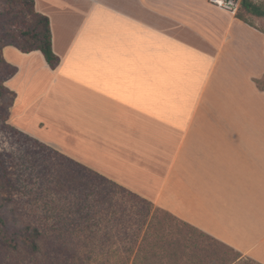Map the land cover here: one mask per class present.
<instances>
[{
    "label": "crops",
    "instance_id": "0c3cea01",
    "mask_svg": "<svg viewBox=\"0 0 264 264\" xmlns=\"http://www.w3.org/2000/svg\"><path fill=\"white\" fill-rule=\"evenodd\" d=\"M3 49L15 127L264 264V19L210 0H35Z\"/></svg>",
    "mask_w": 264,
    "mask_h": 264
},
{
    "label": "trees",
    "instance_id": "16d2710c",
    "mask_svg": "<svg viewBox=\"0 0 264 264\" xmlns=\"http://www.w3.org/2000/svg\"><path fill=\"white\" fill-rule=\"evenodd\" d=\"M4 1L8 13L16 17L12 27L18 36L10 44L1 41V51L8 46L26 54L40 51L56 69L60 58L53 50L49 18L37 12L35 0ZM245 13L264 19V4L240 1L237 18L253 26ZM1 58L0 62L11 70L8 80L17 70ZM6 96L13 97L11 108L16 94L1 83L0 98ZM28 139L38 149L34 148L32 160L26 165L34 174L31 180L40 182L41 193L58 197L46 202L48 212H58L61 220L52 230L58 234H53L48 243V264H234L240 259L241 254L209 234L61 152L32 137ZM11 158V154L0 152V168L10 169L7 163ZM46 219L51 220V214ZM50 226L21 231L33 252L41 249L40 240Z\"/></svg>",
    "mask_w": 264,
    "mask_h": 264
},
{
    "label": "rangeland",
    "instance_id": "374dc122",
    "mask_svg": "<svg viewBox=\"0 0 264 264\" xmlns=\"http://www.w3.org/2000/svg\"><path fill=\"white\" fill-rule=\"evenodd\" d=\"M255 1L264 4V0ZM7 9L5 1L0 0V59L3 57L1 41L10 44L18 36L17 30L12 27L16 17L10 15ZM244 15L253 23L252 15L246 13ZM27 20L30 19L27 18ZM10 73L9 67L0 62V84L5 85ZM258 84L259 87L264 88V79ZM12 99L11 96L0 98V152L12 155V160L10 159L11 161L7 163L11 168H7V171L0 168V264H48L47 259L51 257L48 243L53 234H58L52 230L60 225L61 220L58 218V212H48L46 202L50 198L57 200L58 197L55 193L45 194L43 191L41 193L40 182L31 180L34 174H30L31 171L26 169V165L32 160L31 154L38 149L32 141H29L30 136L19 131L13 124L12 115L10 116ZM50 214L52 219L47 220L46 216ZM62 218L66 219V214H63ZM68 219H71V216ZM44 225H51L50 231L40 240L41 249L33 252L26 245L21 231L25 227L42 228ZM15 244L18 246L17 249L14 248ZM234 264L259 263L240 256Z\"/></svg>",
    "mask_w": 264,
    "mask_h": 264
},
{
    "label": "built area",
    "instance_id": "2783aa9c",
    "mask_svg": "<svg viewBox=\"0 0 264 264\" xmlns=\"http://www.w3.org/2000/svg\"><path fill=\"white\" fill-rule=\"evenodd\" d=\"M241 0H210V3L220 9L237 12Z\"/></svg>",
    "mask_w": 264,
    "mask_h": 264
}]
</instances>
